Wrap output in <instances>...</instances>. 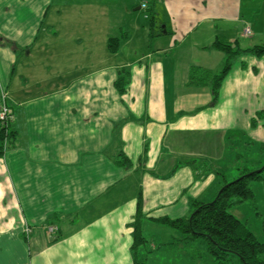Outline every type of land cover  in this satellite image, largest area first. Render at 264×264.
Segmentation results:
<instances>
[{
  "label": "crops",
  "instance_id": "crops-1",
  "mask_svg": "<svg viewBox=\"0 0 264 264\" xmlns=\"http://www.w3.org/2000/svg\"><path fill=\"white\" fill-rule=\"evenodd\" d=\"M238 2L152 0L147 14L146 0H0V91L13 115L0 148V264H133L138 208L144 237L166 231L154 220L213 200L248 144L240 137L264 128V56H237L249 55L213 102L189 71L215 73L223 54L185 41L212 17L236 21ZM244 26L250 40L264 35V21Z\"/></svg>",
  "mask_w": 264,
  "mask_h": 264
},
{
  "label": "rangeland",
  "instance_id": "rangeland-1",
  "mask_svg": "<svg viewBox=\"0 0 264 264\" xmlns=\"http://www.w3.org/2000/svg\"><path fill=\"white\" fill-rule=\"evenodd\" d=\"M118 1L122 2L123 0ZM124 1L128 2L130 0ZM135 1L139 3L141 0ZM146 1L149 3L148 10L144 12L150 14L152 0ZM238 6L239 9L236 21L232 20L233 16H228V18L217 16L212 17L210 21L199 25L197 31L186 38L185 44H213L215 36H218L222 38L223 41L224 39L225 41H233L236 38L239 41V47L242 49L252 47V45H264V35L261 37L252 36L251 40L244 35V38L236 36V34L239 35L240 30L244 25L248 23L251 24L252 22L256 23V25H260L261 22L264 21L263 1L239 0ZM162 23L165 24V20H162ZM166 24L168 25L167 20ZM236 31H238V33ZM248 44H251V46H247ZM223 57L225 58L224 55ZM248 57L249 55L241 56L234 59L233 62L235 63L242 59L247 60L246 58ZM223 62L215 68V72H218L222 68ZM256 117L262 122V124L264 123V115H257ZM256 130L253 131V135L249 136V134L246 133L240 137L242 141H247L248 144L244 147L241 144L239 145L241 150L238 149L239 157L237 159V164H232L233 167L236 165L238 167L231 170L227 176H223L227 184L237 179L241 175L240 173L245 171L243 170L244 167L249 170L251 169L250 171H259L264 167V128L261 127V130L257 132ZM9 147L10 145H8L7 148ZM220 178L223 179L222 177ZM249 188L252 191V199L233 205L229 212L250 230L257 241L263 242L264 170L261 173L260 180L249 182ZM163 228H165L166 231L162 233L154 231L151 227L144 230V237L148 240L144 245V249L148 251L147 254L144 252V264H242L239 258L233 254H229L224 259L214 257L208 252L207 243L203 238L194 241H182L181 238L183 236L180 235L179 232L166 226ZM170 236H172L170 240L171 245L161 248L159 252L152 250L153 246L159 248L164 237L165 239H169ZM138 259L140 261L142 258L138 257ZM260 260L264 262V254L260 256Z\"/></svg>",
  "mask_w": 264,
  "mask_h": 264
},
{
  "label": "trees",
  "instance_id": "trees-1",
  "mask_svg": "<svg viewBox=\"0 0 264 264\" xmlns=\"http://www.w3.org/2000/svg\"><path fill=\"white\" fill-rule=\"evenodd\" d=\"M152 20L153 17L151 16ZM116 40L108 41L110 52L115 51ZM213 47L218 49L224 56L222 68L215 73L200 67H191L189 71V81L194 84H207L210 87L212 101L217 100L220 85L231 68L232 61L240 55L251 54L257 57L264 56V45L253 46L242 49L236 43L214 42ZM123 75V74H122ZM126 80L123 76L115 84L118 91H123ZM12 132L9 131L8 139L11 143ZM3 140V132L0 131V148ZM125 160H121V163ZM264 167L259 171H244L231 183H225L217 192L212 201L208 203H192V212L185 219L160 218L154 222L172 228L183 237L182 241H194L203 238L207 243V250L218 259H224L229 254L239 258L242 264H264L260 256L264 254V241H257L250 230L230 212V208L235 205L252 199V191L249 182L260 180ZM140 210L132 223L133 244L132 255L133 264H144L145 259L139 261L136 249L147 240L143 237L139 224Z\"/></svg>",
  "mask_w": 264,
  "mask_h": 264
},
{
  "label": "built area",
  "instance_id": "built-area-1",
  "mask_svg": "<svg viewBox=\"0 0 264 264\" xmlns=\"http://www.w3.org/2000/svg\"><path fill=\"white\" fill-rule=\"evenodd\" d=\"M141 8L145 9L146 4L142 3ZM242 33L245 37L250 36L251 34L250 28L247 26H244V28L242 29ZM12 121H13V115L7 104V94L5 91H0V131L3 132V140L1 142L2 149H7L9 145L8 133L10 131V125ZM56 231H57L56 226L52 225L47 228V232L50 235L55 234ZM24 232L27 235L30 231L29 229L25 228Z\"/></svg>",
  "mask_w": 264,
  "mask_h": 264
},
{
  "label": "water",
  "instance_id": "water-1",
  "mask_svg": "<svg viewBox=\"0 0 264 264\" xmlns=\"http://www.w3.org/2000/svg\"><path fill=\"white\" fill-rule=\"evenodd\" d=\"M138 9V8H137ZM162 28L164 27V26H161Z\"/></svg>",
  "mask_w": 264,
  "mask_h": 264
}]
</instances>
